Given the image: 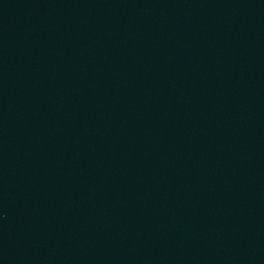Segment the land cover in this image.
I'll return each mask as SVG.
<instances>
[{
    "label": "water",
    "instance_id": "1",
    "mask_svg": "<svg viewBox=\"0 0 264 264\" xmlns=\"http://www.w3.org/2000/svg\"><path fill=\"white\" fill-rule=\"evenodd\" d=\"M0 264H264V0H0Z\"/></svg>",
    "mask_w": 264,
    "mask_h": 264
}]
</instances>
